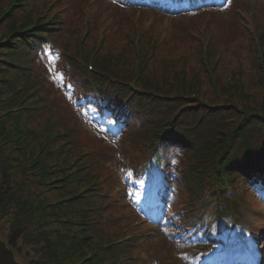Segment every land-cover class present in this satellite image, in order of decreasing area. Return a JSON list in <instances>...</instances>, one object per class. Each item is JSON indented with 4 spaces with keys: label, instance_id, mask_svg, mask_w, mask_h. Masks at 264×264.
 <instances>
[{
    "label": "trees",
    "instance_id": "16d2710c",
    "mask_svg": "<svg viewBox=\"0 0 264 264\" xmlns=\"http://www.w3.org/2000/svg\"><path fill=\"white\" fill-rule=\"evenodd\" d=\"M5 12L10 19L0 32V108L11 126L3 133L21 158L28 155L26 167L32 169V179L40 183L43 196L29 200L11 189L13 163L8 162L10 154L4 155L0 144V209H19L25 229L28 226L25 237L44 235L45 258L33 264H128L123 256L130 250L122 240L123 232L100 226L102 214L98 211L106 210L108 201L107 195L98 193L91 170L93 158L84 150H71L75 128L55 117L50 106L42 108L40 83L29 72L33 61L27 56L36 45L33 37L43 40L42 30L48 29L50 36L56 28L24 12L17 19L11 4L0 8V17ZM79 59L86 61V54ZM79 59L75 66L69 60L70 71L75 70L67 79L84 105L106 106L114 116L132 122L138 128L132 140L144 139L151 153L159 151L164 156L185 151L189 194L201 188L220 194L233 189L237 179L264 185V102L250 104L243 84L209 79L213 91L205 98L197 75L185 78L179 68L170 71L165 64L157 67L141 61L140 69L134 59L104 50L93 57L92 72ZM138 73V87L133 90L128 83ZM43 114L45 123L35 129L30 123ZM17 158L15 155L14 160ZM49 191L63 196H44ZM0 264H17L12 249L1 238Z\"/></svg>",
    "mask_w": 264,
    "mask_h": 264
},
{
    "label": "rangeland",
    "instance_id": "374dc122",
    "mask_svg": "<svg viewBox=\"0 0 264 264\" xmlns=\"http://www.w3.org/2000/svg\"><path fill=\"white\" fill-rule=\"evenodd\" d=\"M10 1L0 0V8L7 7ZM118 1L34 0L29 6L31 8L29 15L32 17L41 15L42 18L47 19L53 14H57L61 21V29L56 39L62 53H75L78 48L85 52L97 48L98 51L120 52L129 60L132 55L129 52L126 53V49L131 50L136 36H140L142 41H147L145 45L147 47L153 42L156 44L155 54L150 58L151 61L155 57L153 65L159 67L165 64L170 71H177L179 58L182 57L189 69V79L193 74L201 75V93L205 98L209 97L210 89L203 71L201 49L209 44L213 48L210 61H215L216 71L219 73L222 83L226 84L233 80L238 83L242 82L243 90L248 94L247 99L250 104H259L262 100L264 102V53L261 51L264 48V32L262 31L264 29V0H233V3L228 7H211L215 9L183 16H166L151 9L137 10L131 7H122ZM14 15L17 19L22 18L21 12ZM3 18V22H1L2 19L0 20V32L5 27L6 19L9 20L10 16ZM246 23L249 28L245 27ZM259 34L262 35L260 39H258ZM259 40L257 48L255 41ZM130 41H133L132 44ZM42 66L43 63L38 64L37 62L36 70L44 72ZM46 70L51 73L50 69ZM233 76L235 77L233 78ZM43 77L48 86L47 95L53 99L51 108L54 116L62 115L67 125L74 128L76 125L78 128H75L78 138H74L71 150L74 153L84 150L89 155L101 158L103 165L100 166L98 173L105 185H114L118 175L120 179H124L126 168L134 163V154L136 153L128 143L129 136L126 135L119 139L112 134L113 128L109 130L106 126L97 125L98 122L89 124L83 121L85 129H82L76 121L72 120L73 113L65 100L62 99L63 95L59 96L58 91L46 76ZM2 114L5 112L3 108H0L2 153L10 154L8 162L13 163L10 164L12 168L10 170L11 189H14L20 198L26 197L30 200L35 196L41 197L43 195L40 183L32 179V169L26 167L29 161L28 155L26 159L21 158L18 155V149L13 147L12 141L4 136L3 130L9 128L11 124L5 120ZM44 115L35 117V120L30 124L35 129H41L45 123ZM63 147L68 151V145ZM15 155L18 156L16 161L14 160ZM120 169H124V171L121 172ZM163 175L166 178L167 186L161 205L155 209H150L148 206L140 208L138 202H132L129 199L133 197L132 195H123L122 198H118L120 192L109 195L107 200L110 204L106 210L98 211V214H102L100 226L106 228V231L126 227L140 230L143 233L140 238L141 244L136 246L134 253L147 260V263L143 261L141 264H200L204 257L213 259L216 255H214V251L211 252V248L215 246L195 238V235L188 238L190 235L188 230H185L182 223L176 221L178 217L174 218L177 215L174 212L175 203L178 201L182 189L179 174L175 169H164ZM154 188L155 186L148 190L144 195V200L152 198L151 193L154 192ZM50 193L51 191L44 196H50V198L63 196L50 195ZM251 201L253 202V200ZM241 203L243 205L238 208L239 216L235 219L237 225L232 227L233 230L231 228L229 230V232L232 230L231 241L238 243V236L241 234L253 236L254 233H259L260 239L253 245V249L259 248L260 251L254 253L253 259H259L257 264H264V216L263 223L253 219L254 210L262 209L264 211V204L260 207L259 201V204L253 203L251 205L253 210H251L250 207H246L249 206L246 196H242ZM165 204L168 205V213H173L171 214L173 216L169 218L171 219L169 224L165 222L163 225L153 226L141 221L136 226L135 222L140 220L138 214L145 217L146 211L149 217H159L160 220H164L167 213ZM107 217L111 219L108 220ZM22 219L17 208L7 211L0 209V238L12 249L17 264H33L43 256L45 258L44 235H38L33 239L25 237L28 226L25 229ZM151 220L156 221V219ZM255 229H258L257 232ZM170 234L172 236H169ZM239 246L241 245L239 244ZM249 253L253 254V250H249Z\"/></svg>",
    "mask_w": 264,
    "mask_h": 264
}]
</instances>
